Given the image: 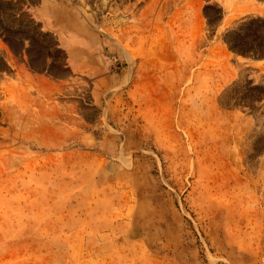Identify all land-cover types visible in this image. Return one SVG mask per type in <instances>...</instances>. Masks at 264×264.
I'll use <instances>...</instances> for the list:
<instances>
[{"label": "rangeland", "instance_id": "obj_1", "mask_svg": "<svg viewBox=\"0 0 264 264\" xmlns=\"http://www.w3.org/2000/svg\"><path fill=\"white\" fill-rule=\"evenodd\" d=\"M0 264H264V0H0Z\"/></svg>", "mask_w": 264, "mask_h": 264}]
</instances>
